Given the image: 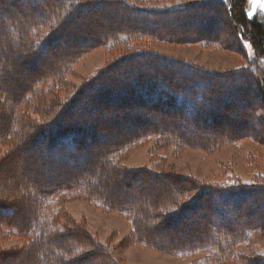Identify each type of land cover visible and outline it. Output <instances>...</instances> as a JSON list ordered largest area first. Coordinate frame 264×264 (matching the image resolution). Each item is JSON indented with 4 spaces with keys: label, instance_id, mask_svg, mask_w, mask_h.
I'll return each mask as SVG.
<instances>
[{
    "label": "trees",
    "instance_id": "trees-1",
    "mask_svg": "<svg viewBox=\"0 0 264 264\" xmlns=\"http://www.w3.org/2000/svg\"><path fill=\"white\" fill-rule=\"evenodd\" d=\"M20 3L27 8L19 9ZM192 3L160 9L135 0H0V11L8 14L5 22L0 23V36L8 38L5 43L0 40V56L8 49L9 57L12 50L17 52L20 63H48L47 70H39L27 85L17 91L3 65L6 60L0 57V146L8 149L4 163L0 164V172L12 160L19 159L15 157H22L25 150L28 156L33 153V143L39 144L47 139L51 151L49 159L36 154L37 158L29 161L31 171L40 180L26 177L23 185L22 180H18L13 182L11 189L1 185L0 181V193L4 200L18 204L17 209L21 212L23 205L19 200L27 203L31 196L33 203L27 215L19 218L18 213L13 217L5 214L0 218V241L18 237L25 243L10 250L0 245V264H127L118 256V248L110 242L101 243L85 222L73 220L67 214L63 225L49 222L54 212L60 215L52 206L61 197L82 198L91 204L101 205L107 213L123 216L132 229L126 239L130 244L146 245L162 255L208 253L193 264H220L231 258L233 246L244 243L242 236L254 229H264V179H256L252 184H209L163 168L133 171L121 164L127 152L152 138L161 142L159 147L162 149L171 145L177 151L216 149L215 146L222 143L228 131L222 137L224 132L219 135L211 132L212 135H209L201 133L200 129H209L207 122L213 124L212 119L206 122V119L216 116L213 111L218 112L222 107L234 109L230 103L219 102L222 85L225 89L232 88L227 92L235 94L237 101L234 105L244 103L251 114L259 106L248 101L254 95L251 82L258 87L256 96L264 99V71L258 65V60L264 61V16L250 15L248 0H198L197 7ZM13 8L15 12L9 14ZM198 8L208 9L206 15L210 17L194 22L193 25L198 23L199 26L204 22L202 33L210 34L212 30L206 26L214 24L224 14L233 22V34L250 44L255 53L256 60L249 62L253 69L210 71L137 46L141 40L174 42L178 36L183 37L185 33H179L175 27L167 32L164 19H173V16L188 14ZM83 13L86 19L98 14L100 19L118 17L119 22L103 24L95 19V29L100 36L85 38L80 32L89 29L86 21L77 23ZM145 20L157 22L149 25ZM92 25L90 23L89 26ZM185 31L193 33L190 29ZM215 37L200 40L202 36L198 35L193 36L194 39L189 37V42L200 40L198 42L202 44H217ZM80 40L82 42L78 44ZM61 45L70 50L60 54L57 48ZM105 45L119 52V57L111 58L114 61L79 87L72 84L67 77L73 73L75 64L89 52ZM14 67L15 64L9 69ZM235 77L238 85L231 82ZM71 89L73 92L70 94ZM108 96L115 100L116 103L111 101V104L114 103L116 108L136 111L134 116L142 120L141 128L98 129L93 142L89 135V132L93 133V128L87 127L90 129L86 130L82 125L79 129L82 133L71 130L83 124L82 119L74 121L71 108L88 103L96 108L91 110L92 113L97 110L103 112L104 108L100 109L103 106L97 100H102V97L108 100ZM256 96L254 102H257ZM93 98L96 102L91 101ZM206 105L209 107L205 109ZM160 112L167 118L151 124V113ZM87 113H84L85 121L95 124L97 119L88 117ZM244 117L248 119L249 116ZM246 123L250 131H255L251 122L247 120ZM248 132L245 131V134ZM106 134L110 136L108 139H105ZM245 134H237L235 139ZM111 137H116L117 141L113 143ZM82 138L86 140L82 141ZM95 144L102 149L93 156L89 152L85 157L84 148ZM77 154L91 168L83 171L85 167L75 163L70 173L79 170L76 176L60 179L45 187V175L37 170L36 160L50 163L52 158L59 156L69 161L73 158L75 162ZM110 178L128 187L131 179H139L144 187L123 195L111 186ZM17 186L23 194L19 193ZM10 207L0 201V210L8 212ZM250 214L253 216L249 220ZM14 216L18 218L13 219ZM125 243L119 248L127 246Z\"/></svg>",
    "mask_w": 264,
    "mask_h": 264
},
{
    "label": "rangeland",
    "instance_id": "rangeland-1",
    "mask_svg": "<svg viewBox=\"0 0 264 264\" xmlns=\"http://www.w3.org/2000/svg\"><path fill=\"white\" fill-rule=\"evenodd\" d=\"M135 1L143 2L146 3L147 6L158 7L160 9L175 8L187 4L190 1H193L192 5H194L195 7H197L198 5V0ZM20 4L21 5L18 6L19 9L23 7L27 8L24 3ZM11 11L12 13H14L15 9L13 8L12 10H9L8 13L10 14ZM248 12L250 15H256L258 17L260 16V18L264 16V0H248ZM207 13L208 9L205 10L198 8L196 10L190 11L188 14L180 13L178 16H173V19L172 17H167V19H164L165 23L167 24V32L172 27H175L176 29H179V33H185L183 37L178 36L174 42H168L164 40H141L137 43V46L143 50H153L163 56L188 61L197 66L204 67L210 71L227 72L238 71L246 68H248L249 70L253 69L251 68L253 66H251V63L249 62L250 60H256L254 51L252 50L250 44H247V42L236 38V35L233 34L235 33L233 28L234 24L227 18L225 14L223 17L220 16L217 21H214V24L206 26L210 27V29L212 30L210 34H207L206 32L202 33L201 25H203L204 22L201 23L200 26L198 23L193 25L194 22L200 20L201 18H210L208 15H206ZM6 15H8L7 12L3 13L2 11H0V23L5 22V17H7ZM82 15L83 17L79 19L77 23L80 24L82 21H86L85 24L88 25L89 29L80 32V35H85V38L96 35L100 36V33L95 29V26L97 24L94 22L95 19H97L98 22L102 21L103 24H116L117 22H119L118 17H109L105 18L109 20H105L103 18L100 19V17L97 16L98 14H96L92 15L91 19L90 17L89 19H86V15L84 13ZM197 15H199V17L195 18L194 16ZM145 21L147 22L148 20ZM156 22L157 21L155 20L148 21L147 23L149 25H154ZM90 23H92L93 25L89 26ZM188 29L192 30L193 33L185 31ZM198 35L202 36V39L200 40H206V38H212L216 36L215 38L217 39V44H211V42H207L208 45L202 44L198 42L200 40L189 42V37L194 39L193 36L198 37ZM7 39L8 38L4 39L3 36H0V40L3 43H5V41L7 42ZM81 42L82 40L78 41L77 43L80 44ZM11 44L12 43H10V45ZM66 47L67 46L65 45H61V47L57 48V52H60L61 54L64 50L65 52L69 51L70 49ZM16 55L17 52L12 50L11 57H9V52L7 49L0 57L1 59L6 60L5 64L3 65L7 68V71L10 75V82L15 84V88L18 91L21 86L27 85L29 81L38 74L39 70H47L48 63H46V60V62L41 64H37L36 62L29 64L20 63V61H18L19 58L17 59ZM117 57H119V52L112 51L109 45H105L102 48L93 50L89 52V54H87L85 58H83L80 62L75 64V66L73 67V73H69L67 79L71 81V83L76 87H79L83 81L89 80L91 77L96 75L98 71L103 69L108 63L114 61L111 58L115 59ZM8 58H11V61H8ZM262 61L258 60V65L264 71V61ZM13 64H15L14 69H9ZM232 80V84L238 85L239 81H237V77L233 78ZM250 86L252 87L254 95L253 98L249 97L248 101L250 103L259 105L254 108L252 114L249 110L246 109L244 103L241 104L242 102L236 103L235 106L234 104L237 101L235 99V94L227 92L231 91L232 88L230 87L229 89H225V85H222L223 90H221V97H219V102L230 103L234 106V109L231 110V108L222 107V109L218 112L213 111L216 116L206 119V122L210 119L213 120L212 125L207 122V125L211 129H200L201 133H206L209 135H212L211 132L218 135L219 133L224 132L222 137L225 136V131H228V133H226V137L222 139V143H219L215 146L216 149H187L184 151H177L178 149L176 150L173 145L162 149L161 147H159L161 142H159L155 138H152L141 142L131 152H127V155L123 157L125 159H122L121 164L126 167V169H130L133 171L151 167L163 168L164 170L173 172L176 175H180L182 177L189 176L197 178L200 181L209 184L225 185L233 184L235 182L252 184L255 183L256 179H264V104H262V101L264 102V99H262V97L256 96L258 94V87L255 83L251 82ZM72 92L73 91L71 89L70 94ZM255 96L257 97V102H254ZM101 99L102 100H96L101 102V105L103 107H100V109L104 108L103 112L97 110L96 113H92L91 110H96V108L93 106L90 107L88 103L83 104L81 107H78L77 105L76 107L71 108L70 111L72 112L70 114L74 113V121H80L81 119L83 120V124L74 126L73 128H71L72 131L80 132L81 130L79 129H81L83 126L86 130L93 128V133L89 132V135L92 138L91 141L93 142L96 135H98V129H108L107 127H113L119 130H121L122 128L123 130L127 128H141L140 126L143 123L141 119L140 123V120L136 119V117L134 116L136 114V111L120 110L116 108L115 106H113L114 103H116L114 102L115 100H111L110 97L108 100L104 97H102ZM80 100L82 101V99ZM94 100L95 98L91 99L92 102H96ZM111 101L114 103L111 104ZM107 107L109 108L107 109ZM204 107L206 109L207 107H209V105H206ZM85 112L87 113L88 117L92 116L97 119L94 121L95 124L92 125L85 121ZM151 115H153V118L150 116L151 124L157 123V120L163 117L167 118V116L162 115L161 112L151 113ZM244 116L249 117L248 119H245L246 117ZM247 120L249 121V123L251 122V126L255 131H250L248 129V123H246ZM94 125L95 127H92ZM184 128L188 127L185 126ZM230 129L233 132H230ZM247 130L249 132L245 134V131ZM241 133L245 135H240L239 139H235V136ZM81 135L85 136V134ZM109 137L110 136L106 134L105 139H108ZM45 140H42L39 144H37V142L33 143L34 151L29 156L27 150H25L22 157H15L19 159H14L8 165H5L6 167L3 168V170L0 172V181L2 183L1 185L4 184L11 189L14 187L13 182H16L18 180L19 182L22 180L21 185H23L25 183L24 179L26 177L33 180H40V178L35 176L33 171H31L29 161L31 158H37L36 154H42L44 159L51 158L48 154L51 152L48 148L49 142L47 139ZM83 140L86 139L82 138V141ZM111 140L114 143L117 141V138L111 137ZM33 144L31 145L33 146ZM100 148L102 149V146H98L96 144L93 147H86L84 148V156L86 157L89 152L93 156ZM7 150V147L1 148L0 146V164L4 163L3 161H5L6 159L4 158V155L7 154ZM75 158V162L73 158H71L72 161H69L67 158L59 156L58 158H52V160H50V163H40L39 159L36 160L37 170L45 175L44 177L46 179V182L44 183V186L48 187V185H52L57 181H60V179L66 177L70 178L69 176H76L79 170L70 173L71 169L73 168L72 165H74L75 163L76 165L78 162V164L81 163V165L85 167L83 171H87L91 168V165L87 166L86 164H84V162H82V160H80L82 158L79 154H77ZM33 166L35 165L33 164ZM1 167H4V165ZM7 171L8 173H6ZM129 182L131 185H129L128 187L125 186L124 183H116L114 179L110 178L111 186L114 187L117 193H124L123 195H129L133 193L134 190L144 187L143 181L139 179H131ZM153 184L159 186V184L156 182H153ZM17 189H19V193H24L20 186H17ZM156 192L159 193L158 188L156 189ZM30 197L27 203L26 201H18L23 205V212H21V209H17L19 207L18 204H13V202L11 203L9 201H5L3 195H1L0 193V201L11 205L8 212H5V210L2 209L0 210V218H3L5 214H8L9 217H13L15 213H18L19 218L23 214L27 215L26 212L33 208V203L30 201ZM26 199H28V197H26ZM52 207L53 210H57L60 215H57L56 212H54L51 220H49L50 223L54 221L56 225H63V223L65 222L66 214L73 220H77L78 222L82 221L83 223L85 222L89 230L98 237V240L101 243L105 244L107 242H110L109 244L116 246L118 248V256L123 262L127 264H193L195 261L202 259L208 255L206 251L185 255H162L154 251L153 249L148 248L146 245L138 243L130 244L126 239L131 234L132 229L127 219L117 213H107L101 205L99 206L98 204H91L82 198L73 197L65 199L61 197L54 202V206ZM252 216L253 214H250L248 216V219L250 220ZM18 217L14 216L13 219H16ZM218 224L220 225L222 223L218 222ZM191 228H193V226H191ZM242 237L244 239V243H239V241H237L236 243L239 244L233 246V248L231 249V258L224 260L220 264H264V229H254L248 235ZM124 243L127 244V246H123V248L120 249L119 247ZM24 244L25 243L23 239L18 237H12L0 241V245L7 250L18 246L21 247Z\"/></svg>",
    "mask_w": 264,
    "mask_h": 264
}]
</instances>
